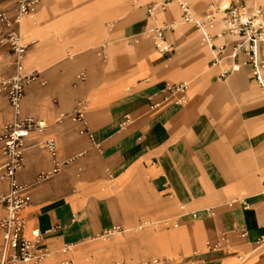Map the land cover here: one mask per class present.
Wrapping results in <instances>:
<instances>
[{
    "label": "crops",
    "instance_id": "crops-1",
    "mask_svg": "<svg viewBox=\"0 0 264 264\" xmlns=\"http://www.w3.org/2000/svg\"><path fill=\"white\" fill-rule=\"evenodd\" d=\"M156 1L40 0L23 19V70L37 77L24 89L20 116L44 127L24 139L16 173L30 194L21 235L37 233L49 263L264 264V244L256 243L264 231V92L248 66L221 76L233 60L214 62L213 49L180 21L177 0L148 17ZM190 1L201 15L211 0ZM0 6L11 9L12 0ZM154 23L169 25L166 52L147 35ZM0 66L13 72L6 46ZM180 82L183 102L152 107L162 88ZM80 100L88 133L69 117ZM12 117L0 95V124ZM47 140L67 163L36 181L52 166ZM7 188L0 179V194ZM144 222L155 228L133 231ZM117 225L120 237L98 241Z\"/></svg>",
    "mask_w": 264,
    "mask_h": 264
},
{
    "label": "built area",
    "instance_id": "built-area-1",
    "mask_svg": "<svg viewBox=\"0 0 264 264\" xmlns=\"http://www.w3.org/2000/svg\"><path fill=\"white\" fill-rule=\"evenodd\" d=\"M2 1V0H0ZM40 0H12L11 9L0 6V47L6 46L11 54L13 72L5 74L0 66V95H3L12 110V120L0 124V152L4 158L0 165V179L8 183L7 191L0 194V264H68L69 260L55 263L46 262L50 256L49 249L41 243L37 233L33 239L22 237L24 220L20 210L30 201L29 185L20 183L16 173L23 167L24 139L31 131H40L44 125L31 116H20V104L25 87L33 82L35 71L24 72L23 58L28 47L21 23L25 17L33 15ZM132 5L139 0H128ZM169 1V0H168ZM167 0L151 3L146 7L148 17L154 19L157 12L166 8ZM183 23L192 26L200 35L202 45L211 47L216 56L214 62L223 59L233 60L231 69L239 70L242 65L248 66L251 79L264 92V4L250 6L246 0H211L207 3L203 14L196 15L186 1L177 0ZM169 25L154 23L147 29V35L159 52L168 51L164 33ZM225 37L227 42L215 44L214 38ZM103 45L99 54L102 59ZM85 74L80 72L76 78L83 80ZM187 89L186 82L167 85L160 90L161 98L152 107L156 108L167 102L181 103ZM87 103L80 100L69 114L70 119L80 125L79 133H88L85 121ZM61 116H63L61 114ZM52 166L37 174L36 181H41L59 172L67 160L61 161L53 140L44 142ZM236 200H234L235 202ZM244 206L247 204L244 202ZM124 229L117 225L101 233L106 238ZM245 233V231H242ZM264 244V231L256 240ZM71 250L69 245L61 248V252ZM119 264V263H117ZM141 264H149L142 262Z\"/></svg>",
    "mask_w": 264,
    "mask_h": 264
},
{
    "label": "rangeland",
    "instance_id": "rangeland-1",
    "mask_svg": "<svg viewBox=\"0 0 264 264\" xmlns=\"http://www.w3.org/2000/svg\"><path fill=\"white\" fill-rule=\"evenodd\" d=\"M128 1V0H127ZM163 0H159V1H156L155 3H158V2H161ZM168 1V0H167ZM183 1H186L188 2L190 5L193 6V3L190 1V0H183ZM207 1H210V0H207ZM129 4H131L129 1H128ZM180 21L182 22L181 18H180ZM2 212V210H0V213ZM145 223V222H144ZM142 223V224H139L138 226L135 227V230H133L134 232H140L142 231V229H145V228H155V225L156 224H151V223ZM123 232V231H122ZM122 232H118V233H115L114 235L110 236V237H106V238H102V237H99L98 238V241H107L113 237H120ZM91 257H88V259L90 260ZM50 263H55V262H50ZM150 264V262H149Z\"/></svg>",
    "mask_w": 264,
    "mask_h": 264
},
{
    "label": "bare ground",
    "instance_id": "bare-ground-1",
    "mask_svg": "<svg viewBox=\"0 0 264 264\" xmlns=\"http://www.w3.org/2000/svg\"><path fill=\"white\" fill-rule=\"evenodd\" d=\"M224 1H229V0H224ZM84 259H85V260H88V257H85Z\"/></svg>",
    "mask_w": 264,
    "mask_h": 264
}]
</instances>
